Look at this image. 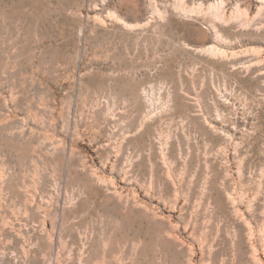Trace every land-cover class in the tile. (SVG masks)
<instances>
[{
    "label": "rangeland",
    "instance_id": "obj_1",
    "mask_svg": "<svg viewBox=\"0 0 264 264\" xmlns=\"http://www.w3.org/2000/svg\"><path fill=\"white\" fill-rule=\"evenodd\" d=\"M147 1L0 0V264H264V0Z\"/></svg>",
    "mask_w": 264,
    "mask_h": 264
},
{
    "label": "bare ground",
    "instance_id": "obj_2",
    "mask_svg": "<svg viewBox=\"0 0 264 264\" xmlns=\"http://www.w3.org/2000/svg\"><path fill=\"white\" fill-rule=\"evenodd\" d=\"M104 1H107V0H104ZM181 2L183 1V3L185 2L184 0H180ZM180 1H178V0H176V1H172L173 2V4H171V5H161L162 4V2H161V4L159 3H157L156 2V0H148L147 2H148V4H149V9H150V11L152 12V14L154 15V20H150V21H148L147 23H145V24H141V25H139V23H137L138 25H133V24H130L129 23V21H127L124 17H122L121 15H119V14H113V15H109L108 16V18L106 19V20H100V18L97 20H95L94 21V23L96 24V25H99L98 27H100V28H103L105 31H110V30H119V32L121 31V32H123V33H136V39H137V41L139 40V38H140V36H142V35H144L145 33L143 32V31H145L146 29H148L149 27H154V28H159V26L161 27V25H163V23H164V18L167 16V15H171V14H173V15H176L177 17H189V14L191 15V13H198L199 15H200V17L203 19V23H205V24H207V22H208V24H210V27H211V29L212 30H214V32H216V34H218L219 33V31H220V29H219V25H218V23L219 22H222V21H226V14L225 13H220V11H218V9H217V7L215 8V5L214 6H208L207 8H203V7H199V8H197V9H189V7H186L185 5H183ZM104 3V2H103ZM170 4V3H169ZM228 4V3H227ZM203 5V4H202ZM224 5V3L222 4V6ZM198 6H200V5H198ZM220 6V5H219ZM193 7V6H192ZM195 7V6H194ZM222 8V7H221ZM148 9V10H149ZM148 12V11H147ZM233 12V11H232ZM92 13V12H91ZM116 13V12H115ZM91 15V14H90ZM193 15V14H192ZM196 15V14H195ZM233 16V15H232ZM235 16H236V14H235ZM89 17V16H88ZM195 18V17H194ZM5 19V18H4ZM198 19V18H197ZM201 19V20H202ZM228 19V18H227ZM233 19V18H232ZM198 21V20H197ZM230 22V21H229ZM24 23V22H23ZM4 26V25H3ZM97 27V28H98ZM221 27V26H220ZM99 28V29H100ZM8 30V29H7ZM16 30H18V29H16ZM94 31L96 30V29H93ZM141 31L139 34H138V32L137 31ZM147 31V30H146ZM114 31H112L111 32V34L113 33ZM25 33V32H24ZM108 33V32H107ZM115 33V32H114ZM117 33V32H116ZM123 33H121L122 35H125V34H123ZM2 34V33H1ZM80 35H82V34H80ZM129 35V34H128ZM84 36V35H83ZM112 36V35H111ZM217 36H219V35H217ZM123 37V36H122ZM125 37H128V36H125ZM143 37V36H142ZM155 37V36H154ZM222 38V37H221ZM224 38V37H223ZM226 38V37H225ZM224 38V39H225ZM135 39V40H136ZM141 39V38H140ZM172 39V38H171ZM224 39H223V41H224ZM147 41V40H146ZM223 41H222V43H223ZM226 41V40H225ZM228 41V40H227ZM4 42V41H3ZM160 42V41H159ZM183 43V42H182ZM181 43V45H183L184 47H185V44H182ZM228 44V43H227ZM187 47V46H186ZM2 49V48H1ZM12 49V48H11ZM230 50V49H229ZM196 53H199V54H201V55H206V56H209V57H211V58H214V59H216V60H219V62L220 61H223L224 63H226V64H228L230 61V59H229V53H228V51H226V49L225 50H223V49H220V48H218L217 46H214V45H212V46H209V47H206V48H197L196 49ZM234 54V53H233ZM36 56V55H35ZM8 59H9V57H8ZM10 60H11V58H10ZM9 61V60H8ZM15 63V62H14ZM10 64V63H9ZM5 67H6V70H7V65H5ZM12 68V67H11ZM224 69V68H223ZM223 69H221L222 71H223ZM4 71V70H3ZM9 71V70H8ZM6 72V71H5ZM2 74H5V73H2ZM86 76V75H85ZM121 76V75H120ZM32 77H33V75H32ZM22 78V77H21ZM30 78V77H29ZM101 78V77H100ZM24 79V78H23ZM26 79V78H25ZM28 79V78H27ZM92 79V78H91ZM5 80V79H4ZM19 80V79H18ZM32 80V79H31ZM36 80V79H35ZM1 81H3V80H1ZM34 82V81H33ZM20 83V82H19ZM27 83V82H26ZM30 83V82H29ZM79 83V82H78ZM18 84V83H17ZM12 85V84H11ZM19 85V84H18ZM23 88H25V86L23 87ZM85 88V87H84ZM87 88H89V87H87ZM15 90V89H14ZM81 90V89H80ZM87 90V89H86ZM85 90V91H86ZM81 93V92H80ZM12 94V93H11ZM12 97V96H11ZM10 97V98H11ZM17 97V96H16ZM16 97H14V98H16ZM12 99V98H11ZM10 99V100H11ZM93 100V99H92ZM12 101V100H11ZM15 101V100H14ZM99 101V100H98ZM42 102V101H41ZM43 103V102H42ZM98 103V102H97ZM6 104V103H5ZM14 104V103H13ZM39 105H41V104H39ZM1 107H2V105L0 104V110H1ZM4 110V109H3ZM32 111V110H31ZM30 113V112H29ZM4 115V114H3ZM2 116V115H1ZM0 116V124H3V122H4V118H2ZM32 116V115H31ZM12 118V117H11ZM10 120V119H9ZM8 120V121H9ZM7 122V121H6ZM1 127H2V129H0V131H1V134H4V135H8V137L10 136H14V135H17V134H19V133H17V134H15L16 132H14L15 130H14V128H7V127H5L6 125H4V127L2 126V125H0ZM0 127V128H1ZM18 128V127H17ZM16 128V129H17ZM34 133H36L35 131H34ZM76 135V134H75ZM3 136V135H2ZM30 136V135H29ZM50 136V135H49ZM6 137V136H5ZM54 139V138H53ZM9 140V139H8ZM48 140H49V138H48ZM27 141H28V139H27ZM40 141H42V140H40ZM39 141V143H41L42 144V142H40ZM50 141V143H52V144H54L51 140H49ZM29 142V141H28ZM54 142H55V140H54ZM44 143V145H45V142H43ZM62 143V142H61ZM35 144V143H34ZM63 146V145H62ZM67 146V145H66ZM52 147H55V146H52ZM71 147V146H70ZM68 148H69V146H68ZM52 149H54V148H52ZM63 149V148H62ZM72 151V150H71ZM64 153H65V151H64ZM75 153V152H74ZM66 154V153H65ZM68 156V155H67ZM1 168H3V167H1ZM0 168V169H1ZM5 168V167H4ZM1 174H0V177H3V173L2 172H0ZM5 175V174H4ZM4 178V177H3ZM3 181V180H2ZM39 182V181H38ZM37 182V183H38ZM5 183V182H4ZM39 184V183H38ZM3 186V185H2ZM4 190V189H3ZM2 193V192H1ZM0 193V194H1ZM0 199H2V198H0ZM46 200V199H45ZM54 200V199H53ZM42 201V200H41ZM52 201V200H51ZM45 202V201H44ZM47 202V201H46ZM52 203H54V202H52Z\"/></svg>",
    "mask_w": 264,
    "mask_h": 264
}]
</instances>
